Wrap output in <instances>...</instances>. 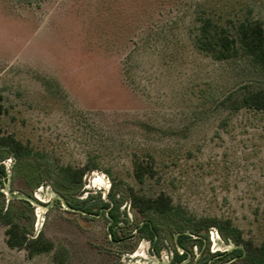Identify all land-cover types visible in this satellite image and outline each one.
<instances>
[{"label":"rangeland","instance_id":"rangeland-1","mask_svg":"<svg viewBox=\"0 0 264 264\" xmlns=\"http://www.w3.org/2000/svg\"><path fill=\"white\" fill-rule=\"evenodd\" d=\"M202 18L236 38L242 21L264 29V0H0V136L29 150L18 160L0 147V206L23 208L27 232L53 243L28 257L0 223V264H57V251L62 264H248L226 255L237 246L216 228L191 230L229 220L264 244V112L230 107L264 88V74L241 49L225 60L199 50ZM136 164L153 173L138 181ZM65 167L85 169L79 185ZM160 193L172 213L131 205ZM110 194L115 242L106 211L70 207ZM144 219L154 245L134 231ZM179 233L191 236L182 246Z\"/></svg>","mask_w":264,"mask_h":264},{"label":"trees","instance_id":"trees-1","mask_svg":"<svg viewBox=\"0 0 264 264\" xmlns=\"http://www.w3.org/2000/svg\"><path fill=\"white\" fill-rule=\"evenodd\" d=\"M195 44L199 50L210 54L216 60H225L237 56L239 49H241V52L247 55L252 63L257 65L264 74V29L258 21L247 20L240 22L236 27V38H233L209 18H202ZM230 107L234 111L245 107L264 112V88L250 91L240 98L232 100ZM0 147L9 150L18 160L29 153L26 146L10 135L0 136ZM84 170V168L72 170L70 167H65L61 168L59 172L66 180L79 185ZM146 173L152 174L153 172L152 170L146 172V169L142 165L136 164L135 176L138 181H141ZM5 178V167L3 164H0V185ZM108 197L109 201L106 202H102L98 198L99 204L97 207H93V204L88 206L83 205V203L90 201V196H87L79 202L77 201V203L70 205V207L89 214L97 213L100 210L106 211L109 219H111L108 234L111 240L115 242L117 238L112 233V229L118 223V218L113 210V203L116 204V199L113 194H110ZM130 199L131 205L141 214L154 212L158 215H167L174 210L170 197L163 193L158 194L155 198H144L132 194ZM21 201L24 206L29 208L30 202L28 200ZM110 203H112L111 207L109 206ZM9 204L5 208L0 206V223L7 226L5 230L6 244L10 248L25 250L28 257L51 251L53 249V243L46 239L41 232L36 235H30L27 232L26 224L20 220L22 217L21 214L24 212L23 208L18 212L12 211L9 210ZM209 227L216 228L223 238L232 239L237 246L226 255L230 257H242L248 264H264V244L255 246L251 241L243 240L237 228L229 220L201 218L193 222L191 234L192 236L198 237L202 231L207 230ZM134 231L138 232L141 237L146 238L152 245L155 244L156 238L159 237L158 229L149 219L142 220L141 224L136 226ZM190 237L187 234L179 233L176 239L178 244L182 246L183 240ZM182 255L183 253L178 257V262L184 259ZM65 257V252L57 251L53 256V261L57 264H62L64 263Z\"/></svg>","mask_w":264,"mask_h":264}]
</instances>
